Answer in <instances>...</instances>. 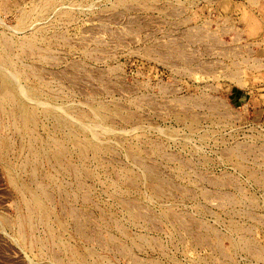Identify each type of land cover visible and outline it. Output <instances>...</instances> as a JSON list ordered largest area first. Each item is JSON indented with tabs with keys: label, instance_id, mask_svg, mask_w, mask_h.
Here are the masks:
<instances>
[{
	"label": "rangeland",
	"instance_id": "1",
	"mask_svg": "<svg viewBox=\"0 0 264 264\" xmlns=\"http://www.w3.org/2000/svg\"><path fill=\"white\" fill-rule=\"evenodd\" d=\"M0 264H264V0H0Z\"/></svg>",
	"mask_w": 264,
	"mask_h": 264
}]
</instances>
